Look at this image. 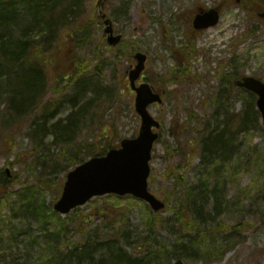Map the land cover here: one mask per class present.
<instances>
[{
  "label": "rangeland",
  "instance_id": "rangeland-1",
  "mask_svg": "<svg viewBox=\"0 0 264 264\" xmlns=\"http://www.w3.org/2000/svg\"><path fill=\"white\" fill-rule=\"evenodd\" d=\"M253 1L264 8V0ZM101 2L82 0L73 14L67 15L68 22L60 30L59 40L46 44L49 60L47 67L42 63L39 66L46 79L37 105L26 111V105L39 91H30L34 79L39 78L36 70L30 73L22 68L11 76L13 80L20 75L21 80H16L12 87L16 93L15 106L24 109L23 114L16 116L8 109L7 99L0 98V170H10V178L0 174V264H44L47 258H53L56 264H76V256L66 257L67 251L82 243L85 234L102 229H127L133 237H143L148 229H155L157 244L166 251L178 250L183 241L197 237L194 232L183 233L174 220V212L168 210L179 209L180 201L185 200L182 181L191 188L210 177V194L219 182L218 175L223 182L222 193L231 197V205H243L244 211L231 208V214L223 218L226 223H221V219L220 223L238 226L237 230L231 235L221 232L200 239L201 250L217 251L216 247H224L231 239L234 246L216 263L264 264V126L256 124L255 129L252 127L250 132L239 135L232 165L230 161L219 172L201 162V156L190 148L192 137L210 133L211 123L222 128L227 116L230 119L231 113L240 115L247 109L252 97L234 85L236 79L254 77L264 82V20L257 15L259 8L253 4L246 11L238 7L236 0ZM216 7H221L219 24L205 32H195L192 21L198 9ZM101 14L111 19L116 34L135 44L130 57L124 46H109L103 35L105 26ZM84 22H88L92 35L75 50L84 71L78 74V79L77 75L69 81L74 80L72 83L65 81L59 87L56 85L58 73L69 71L70 63L63 59L64 51L57 48L73 45L71 33ZM189 44H194L197 51L187 59ZM138 51L148 55L146 79L153 85L156 83L164 95V105L151 108L153 116L163 123V140L153 152L150 190L167 201L168 207L155 214L133 197L105 196L94 198L63 217L53 207L60 199L68 172L74 168L70 161L75 156L69 157L70 153L76 149L78 157H85L82 149L98 128L104 130L107 126L112 131L114 145L139 132L140 120L126 76ZM179 66L181 70L187 68V74L179 73L182 77L179 83L170 84L174 73L181 71ZM5 81L0 87L7 89ZM80 86L84 87L82 95ZM216 100L218 105L214 103ZM84 106L88 109L87 121L84 124L71 121L72 115ZM90 121L94 124L88 125ZM60 128H69L73 133L70 143L61 140ZM211 160L213 164L215 160ZM40 207L46 213L39 218ZM153 217L159 221H153ZM59 224L69 229V235L61 239L63 249L57 253V249L48 247V237L60 228ZM216 224L215 221L208 223L210 229ZM79 226L83 227V233L76 231ZM204 228L208 227L203 225L201 229ZM108 234L112 235L113 231L99 236ZM67 245L72 247L65 252ZM170 259L168 255L164 261ZM183 260L189 264H205ZM174 262L175 259L171 264Z\"/></svg>",
  "mask_w": 264,
  "mask_h": 264
},
{
  "label": "trees",
  "instance_id": "trees-1",
  "mask_svg": "<svg viewBox=\"0 0 264 264\" xmlns=\"http://www.w3.org/2000/svg\"><path fill=\"white\" fill-rule=\"evenodd\" d=\"M81 1L82 0H0V85L6 79L5 83L8 87L7 89L3 86L0 87V89L3 90V92L0 93V98L4 99V95L6 96L12 112L19 113V109L14 103L16 100V93L12 86L15 85V82H17L16 80L21 79L19 74L17 78L13 80H11V76L17 74L18 69L22 68L29 70L30 73H33L35 70L38 71L39 78L36 77L34 79V84L30 87V91L35 89L39 91L34 95L32 101L26 105V111L32 106L37 105L40 101V93L45 87L46 79L45 75L39 71V66L42 63V66L47 67L49 60L46 58L45 53L46 44L59 40L58 37L61 35L60 30L64 28L68 22L67 15L73 14L75 9L80 6ZM258 8L259 11L263 10L259 6ZM16 32L20 34L16 35ZM91 35V27L88 22H84L71 33V39L74 42L73 45L67 47L61 45L57 48L61 52L64 51L62 57L65 61L68 60V63H70L68 66L70 68L69 71L58 73L59 79H57V86H63L65 81L69 82L80 74L81 71H84L83 65L78 62L80 59L75 50L80 49L82 42L89 40ZM122 45L125 47L124 49L129 57L136 49L135 44L131 40L123 41ZM196 51L194 44H189L186 47V58L189 59ZM130 60L132 61L131 58ZM179 73L186 75L187 68L176 73L175 77L177 79L180 78ZM78 78L79 75L76 79ZM85 80L87 79L84 78L83 82ZM73 81L74 80L69 83ZM86 82L87 81H85V83ZM84 93V87L81 88L80 86L79 94L82 95ZM89 102L88 106L90 107ZM86 109V106L79 108L75 115H72L73 118L71 121L78 123L82 121V124H84V121L86 122L88 119L86 116ZM20 111L22 114L25 112L24 109ZM259 116L254 106L250 104L240 115L231 113V118L227 120L228 123H223V129L221 130L217 126L212 134L201 141L200 147L191 144L190 148L195 149L201 156V162L213 168L215 172H219L223 169V166L228 165L230 161L232 165L236 157L232 154H234L233 152H235L239 146V135L250 132L252 127L255 129L254 126L256 122L259 121ZM93 124V121L88 122V125ZM230 127L231 129H229ZM56 128L58 129L59 127ZM72 134L69 128H67V130L66 128H60V137L62 141L70 143L74 138ZM112 136L113 133L107 126L104 130L98 128L93 133V139L82 149L85 152V157H78L79 151L76 149L70 153L69 157L75 156L73 161H70L72 166L75 167L82 164L89 157L104 155L114 146V143H111ZM226 136L229 138L224 140ZM256 153L255 150V156ZM211 159L215 160L213 164ZM237 159L239 158L237 157ZM3 172V170H0V174H3ZM3 175L5 179L8 178L6 173ZM218 176L217 181L219 182L213 186V189L210 191L211 195L208 194V190H210L211 187L209 183L210 177L207 178L206 181L204 180V183L199 186L193 185L191 188L187 186L185 181H182V184H185L186 194L184 198L186 201H180L181 204L179 205V209L173 207L168 210L174 212V220L180 225V230L183 231V233L191 235L192 232H194L197 237L191 239L189 242L183 241L178 246V250L166 251L163 246L157 244L158 237L155 229H148V234L143 237L136 235L133 237L131 233H128L127 229H102L97 232L85 234V240L72 250L67 251V255L65 256H76V264H171L173 259H185L191 263H198L201 261L205 264H212L216 260L221 261V259L225 258L230 252L231 246H234V240L228 239L226 241L227 245L224 244V247H216L217 251L213 250L215 251L213 252L210 248H207L208 250H201L200 247L203 245L200 239H207L208 235L221 232H230L231 235L237 230L236 228L238 226L229 225L227 227L224 225V227L221 224L226 223L223 218L231 214V208H238L244 211V207L241 204L231 205V197L222 193L221 188H223V182L220 175ZM111 197L113 196H108V198ZM33 208L37 212L36 207ZM193 208H195L196 211ZM192 209L194 212L191 211ZM39 211H41V214H38L39 218L40 215L43 217L46 213L43 207H40ZM192 214H194V217H192ZM153 221L158 222L159 219L153 217ZM210 221H215L217 223L216 227L213 229L209 228L208 223ZM155 224L156 223H154V225ZM150 225H152V223H150ZM203 225H206L208 228L201 229ZM59 227L60 228L57 229L56 232L50 233L48 237V247H54V249H57V253H60L59 250L61 251L63 249L61 239L69 235V229H64V226L60 224ZM81 228L83 227L79 226L76 231L83 233L84 229ZM216 229L220 230L216 231ZM110 231H113L112 235L108 234L105 237L99 236L100 233H110ZM132 239H136L137 242L132 244ZM132 245L135 248H133ZM71 247L72 246L67 245L65 252ZM128 248L129 250H127ZM98 253H100V255L96 258V254ZM168 255H171V259L166 262L164 259L167 258ZM52 263L56 264L53 258H47L44 262V264Z\"/></svg>",
  "mask_w": 264,
  "mask_h": 264
},
{
  "label": "water",
  "instance_id": "water-1",
  "mask_svg": "<svg viewBox=\"0 0 264 264\" xmlns=\"http://www.w3.org/2000/svg\"><path fill=\"white\" fill-rule=\"evenodd\" d=\"M219 18L217 10L200 13L194 20V28L200 31L215 26ZM105 23L108 26L106 33L111 34L108 39L109 43L114 46L118 45L122 36L113 35L110 20ZM135 59L138 65L129 75L132 88L138 93L136 106L142 117L140 134L135 139L124 140L120 149L111 150L107 156L93 158L68 174L62 197L54 206V209L62 215H67L77 207L85 205L95 196L108 194L119 196L131 194L146 201L155 212L165 208V204L148 191L153 144L158 139V135L154 134L152 129L159 127V124L150 117L147 108L155 102L160 103L161 99L153 94L147 84L140 88L135 87L136 81L140 79L145 70L147 56L137 53ZM236 85L248 88L260 96L258 107L262 112L264 122V84L253 78H245L243 82H237ZM176 264L185 263L179 261Z\"/></svg>",
  "mask_w": 264,
  "mask_h": 264
}]
</instances>
